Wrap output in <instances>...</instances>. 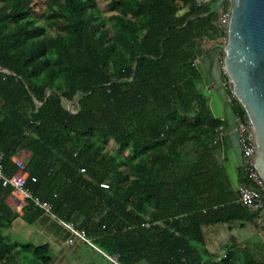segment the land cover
<instances>
[{"label":"trees","instance_id":"obj_1","mask_svg":"<svg viewBox=\"0 0 264 264\" xmlns=\"http://www.w3.org/2000/svg\"><path fill=\"white\" fill-rule=\"evenodd\" d=\"M218 1L108 0L104 17L95 0H0L4 173L16 172L12 158L25 151L32 193L121 264H264L236 238L221 254L208 240L214 228L259 227L261 212L236 203L211 149L225 122L196 63L205 41L224 37L229 1L199 17ZM239 183L249 185L247 176ZM10 195L0 183V264H18L20 254L50 264L48 245L2 233L19 216Z\"/></svg>","mask_w":264,"mask_h":264},{"label":"water","instance_id":"obj_2","mask_svg":"<svg viewBox=\"0 0 264 264\" xmlns=\"http://www.w3.org/2000/svg\"><path fill=\"white\" fill-rule=\"evenodd\" d=\"M225 1H229V9L224 23V40L221 38L220 43H214V48L201 57L196 66L209 93L214 117L225 122L211 149L237 192L239 179L245 172L238 118L226 86L246 113L255 152L253 166L264 183V0H219L210 12L199 17L216 12ZM0 71L9 72L1 67ZM222 73L226 77L225 83ZM49 91L46 90V96ZM32 99L38 107L42 105L33 95ZM66 103L72 114L79 113L80 108L74 111L71 104ZM263 216L264 209L258 218Z\"/></svg>","mask_w":264,"mask_h":264},{"label":"built area","instance_id":"obj_3","mask_svg":"<svg viewBox=\"0 0 264 264\" xmlns=\"http://www.w3.org/2000/svg\"><path fill=\"white\" fill-rule=\"evenodd\" d=\"M222 28L224 29V26ZM238 125L242 148L243 168L249 185H239L236 203L249 210H262L264 209V183L253 166L255 152L250 141L251 129L248 119H238ZM3 159L4 156L0 151V183L2 187L11 189V195L9 197L12 201V209L17 213H23L26 209L35 208L56 218L52 213L51 205L47 201L35 196L29 189V182L35 183L36 178L28 176L26 172V163L22 155L19 153L12 158L16 167V172L13 175H6L4 173ZM81 172L83 173L84 170L81 169ZM100 186L103 189H108L106 183H103ZM58 221L70 233L71 238L68 240V244H71L74 239H78L102 254L112 264H121L116 256H108L91 243L84 229L78 228L73 222H66L60 219Z\"/></svg>","mask_w":264,"mask_h":264},{"label":"crops","instance_id":"obj_4","mask_svg":"<svg viewBox=\"0 0 264 264\" xmlns=\"http://www.w3.org/2000/svg\"><path fill=\"white\" fill-rule=\"evenodd\" d=\"M20 155H22L24 159L28 157V154L25 151L20 152ZM8 200H10V203H8ZM6 203L9 207H11V209L13 208L11 205L12 201L10 197L7 198ZM26 210H29V212ZM26 210L23 213L16 212L17 215H19L17 218L22 217L26 220L27 225L35 226V228L30 232V234L27 235V237L29 239H34L36 243H41L39 245L34 243L28 244H34L36 246L46 244L49 247L50 255L51 247L55 248V254H53V257L51 255L52 261L50 262V264H102L100 259L108 261L102 254L98 253L96 250L89 247L87 244L81 242L78 239H74L71 244H68V240L71 238L70 233L59 223V219L55 215L54 216L56 218L52 217L51 215H47L35 208H30ZM12 223L9 226H11ZM256 223H259V227L255 229L249 225L244 226V229L239 230H246L248 228H251L253 231H255L256 235H259V237L261 238L259 243H264V216L259 218V220H256ZM215 229L216 228L212 229V231L214 230L213 232H215ZM88 239L91 241V243L94 244L93 238L88 237ZM259 243H257V245ZM72 244H76L75 249L73 251L64 249V247H68ZM238 246H240V248L242 247V245ZM256 247H252L254 248V251L256 250ZM260 252L264 253V249L261 248ZM255 253H258V249Z\"/></svg>","mask_w":264,"mask_h":264},{"label":"rangeland","instance_id":"obj_5","mask_svg":"<svg viewBox=\"0 0 264 264\" xmlns=\"http://www.w3.org/2000/svg\"><path fill=\"white\" fill-rule=\"evenodd\" d=\"M40 1L41 0H37L38 3ZM95 1L97 2L99 9L103 13L102 16L109 17L111 15V13L107 9L108 0H95ZM197 1H198V3H204V2H207L208 0H197ZM227 12H228V10H227ZM227 12L221 13V15H220L219 22H220V25L222 27L224 26L225 20L227 19ZM214 43H216V42L211 43V42L205 41L202 47L208 53L209 51H211V47L214 45ZM116 150H117V147L114 146L112 142H109L108 151H116ZM8 203H10V200H8ZM11 205H12V203H11ZM34 228H35L34 225L33 226L27 225L26 220L22 217H19L12 223L11 226L4 227V228H2L1 231L8 238V240L11 243H17L19 245H26L28 243H34V244L39 245L41 243H36V241L34 239H29L27 237V235H29L30 232ZM230 237L236 238L238 240V242H242V243H238V244L242 245V247H248L249 250H252V247L256 243H259L261 240L259 235H256L255 231H253L251 228H248L246 230L233 229L231 232L225 231L222 233L214 232L210 236H208V240L211 243H214L213 244L214 246L212 245V249L214 251L218 252V254H221V245L224 244L225 242H230L231 241V240L229 241ZM75 245L76 244H72L68 247H64V249L73 251L75 249ZM257 247H256V250L258 249V253L256 254L257 257H258V255H262L261 257H263L264 253L260 252V251H261V248H264V243H259L257 245ZM54 250H55V248L51 247L52 257H53V254H55ZM74 256H75V254H74ZM261 257H259V258H261ZM100 260H101L102 264H112L111 262L105 261L103 259H100ZM18 264H34V263L32 262L31 257L29 255L20 254ZM55 264H57V263H55ZM79 264H82V263H79Z\"/></svg>","mask_w":264,"mask_h":264},{"label":"flooded vegetation","instance_id":"obj_6","mask_svg":"<svg viewBox=\"0 0 264 264\" xmlns=\"http://www.w3.org/2000/svg\"><path fill=\"white\" fill-rule=\"evenodd\" d=\"M221 38H223L224 39V37H220V38H218L217 40H215V41H208V42H216V43H220L219 42V39H221ZM214 48V45L211 47V50ZM225 76L223 75V73H222V80H223V82L225 83V81H226V79L224 78ZM226 89H227V91H228V94L230 95V93H229V89H228V87L226 86ZM229 100H230V102H231V104H232V99L230 98V96H229ZM232 106H233V104H232ZM241 145V144H240ZM241 151H242V148H241Z\"/></svg>","mask_w":264,"mask_h":264}]
</instances>
